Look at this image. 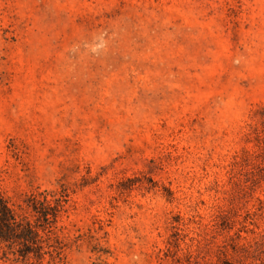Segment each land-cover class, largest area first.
Returning a JSON list of instances; mask_svg holds the SVG:
<instances>
[{
  "label": "rangeland",
  "instance_id": "1",
  "mask_svg": "<svg viewBox=\"0 0 264 264\" xmlns=\"http://www.w3.org/2000/svg\"><path fill=\"white\" fill-rule=\"evenodd\" d=\"M0 190V264H264V0H0Z\"/></svg>",
  "mask_w": 264,
  "mask_h": 264
},
{
  "label": "trees",
  "instance_id": "2",
  "mask_svg": "<svg viewBox=\"0 0 264 264\" xmlns=\"http://www.w3.org/2000/svg\"><path fill=\"white\" fill-rule=\"evenodd\" d=\"M29 206L35 218L19 217L0 190V243L6 244L7 247H10L7 245L9 242L14 243L24 254L34 252L38 255L41 253L43 237L47 232L46 224L50 219L51 222L48 225L54 228L59 212L58 207H51L50 203H44L42 206L29 204ZM51 208H53L52 211ZM51 237L49 238L50 245L54 242L53 236Z\"/></svg>",
  "mask_w": 264,
  "mask_h": 264
}]
</instances>
